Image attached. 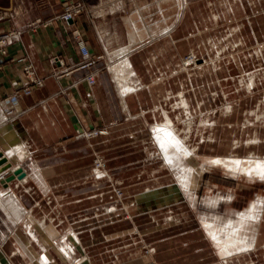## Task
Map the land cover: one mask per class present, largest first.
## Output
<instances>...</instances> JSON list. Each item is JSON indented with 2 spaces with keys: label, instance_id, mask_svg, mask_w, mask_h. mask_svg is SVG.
I'll use <instances>...</instances> for the list:
<instances>
[{
  "label": "rangeland",
  "instance_id": "rangeland-1",
  "mask_svg": "<svg viewBox=\"0 0 264 264\" xmlns=\"http://www.w3.org/2000/svg\"><path fill=\"white\" fill-rule=\"evenodd\" d=\"M89 1L72 2L70 6L64 8L58 18L63 21L66 11L79 5L81 8L77 11L76 17L81 15L90 10L87 7ZM142 1L144 3L141 4V8L132 9L133 18H138L139 33H143L140 35L149 37L151 33L150 35L158 38L157 34L172 28V22L179 13L181 21L175 33L179 37L176 39L177 45L167 42L170 40L168 36L156 40L149 38L138 43L133 54L134 62L138 69L141 68L140 74L147 86L143 91L142 102L134 100L132 116L130 118L126 116V120L123 119L124 117L116 118L117 124L110 132L100 126L82 133L89 138L100 137L99 151L93 150L95 158L92 171L96 170L95 166L98 165L100 158L104 164L106 163L103 166L111 174L112 181L106 178L97 180L92 174L87 179L57 181L53 186L59 190L52 195V204L45 206L47 211L43 208L35 210L36 217L41 220L47 214L57 220L61 217L63 222L60 225L52 220L58 233L64 235L73 230L80 235L81 247L76 248L74 253V246L70 244L72 256L66 260V263L51 249V254L56 259L55 264L84 262V257H89L93 264H136L133 258H126V255L129 256L130 253L140 249L144 253L136 258L138 264L143 263L139 260H146V264H217L220 261L216 254L217 249L211 238L208 239L201 225V219L203 217L216 219V215L235 218L241 211L248 210L259 198H264L263 179L256 176L247 177L240 172L239 176L234 175L225 166L215 163L206 164L201 158L204 155L217 157L228 154L233 150L231 144L236 137L246 139L249 135L256 136L257 133L259 135L264 127L262 120L256 121L252 118V115H258L257 113L264 115V0H188L187 4V0ZM108 2L109 7L96 10L107 12L110 6L119 4V0H108ZM252 2L256 4L252 5ZM184 5H186L185 9ZM123 14L125 13L122 7L111 12L110 15L116 17L117 22H112L111 18L107 20L106 28L111 29L110 35L118 33L114 35L117 37L122 36L123 32L127 33L128 24L119 17ZM74 18L75 16L72 19ZM40 22L38 20L34 25ZM166 24L168 29L161 30ZM137 26L134 22L136 31ZM157 29L159 31L154 33ZM15 32L0 33V37L13 38L7 45L0 44L1 48L7 49L13 41H18ZM71 32L83 60L77 65L60 70L56 65H64V61L60 56H54L52 58L56 57L57 61L52 64L57 71L54 73L53 70L52 75L61 77L75 70L96 66V69L102 73L103 115H127L116 96L113 86L116 84L112 72L115 73L113 68L121 61L116 49L129 44L130 40L109 48L111 54L100 52L102 50L96 45L97 49L93 54L82 31L76 28ZM79 38L87 44L91 59L89 65L83 63L85 55L78 44ZM145 42L147 43L145 46H140ZM7 55L8 50L6 53L4 51L3 58L0 57V64ZM20 60L28 61L26 56ZM214 61L217 65H213ZM196 64L198 66L203 64V67L198 68ZM29 66L32 72L28 70ZM29 66L23 70L32 85L20 88L18 90L20 94H29L33 86L39 87L43 84L33 65ZM96 72L98 71L93 69L85 75L89 84H91L90 77L94 79L93 84H96L97 80L94 76ZM30 75L33 77L30 78ZM251 76L255 77V84L251 90H247L246 86ZM108 83L111 90L106 86ZM116 89L118 90L117 87ZM178 90L181 93L180 97L185 98L191 115H197V119L200 115L221 117L213 130L208 129L205 132V135L216 136L217 143L212 146H206L205 143L199 150L200 157H194L193 162L191 161L200 169L198 176L201 175L199 178L196 177L199 183L194 190L195 205L191 203L192 199L189 196H187L189 200L187 197H182L168 206H163V209L159 206L150 209L148 206H134L129 203L132 218H127L129 215L123 205L124 202L133 201L146 188L166 186L176 180L170 170L160 165L158 152L154 153L152 126L159 119L158 115L155 116V106L164 104L166 108H170V113L175 114L172 103L176 102ZM169 92L172 93L168 95ZM230 106H233V111L227 110ZM142 108L145 109L144 114L140 113ZM180 115L186 114L180 111ZM245 115H249L255 124L244 126L239 123L244 120ZM196 142L197 135H194L191 143ZM251 148L255 155L262 154L261 156L264 157V142L261 141L250 147L241 146L234 151L241 158H246L245 155L249 156ZM202 163L206 165L203 172ZM93 193H96L95 196L98 198L87 203L85 196ZM216 195L221 197L218 204H210V198ZM30 200L27 202L30 203ZM72 200L83 201L78 205L73 202L69 207H65V211L60 209L59 202ZM113 206L116 207L114 210H112ZM165 209H170L167 214ZM171 213L174 219L166 221L164 216ZM172 215L168 217H173ZM125 219L130 220L126 225L116 223ZM261 225V232L264 234V219ZM187 231L190 233L185 234ZM258 238L262 242L264 235L261 237L258 235ZM153 247H155L154 251H152ZM82 254L86 256L82 257ZM255 257L257 259L254 260L255 263L258 260L263 262V255L258 254Z\"/></svg>",
  "mask_w": 264,
  "mask_h": 264
},
{
  "label": "crops",
  "instance_id": "crops-1",
  "mask_svg": "<svg viewBox=\"0 0 264 264\" xmlns=\"http://www.w3.org/2000/svg\"><path fill=\"white\" fill-rule=\"evenodd\" d=\"M74 1L87 0H0V33L7 31L19 32L18 41H13L8 45V55L4 57V61L0 64V150L11 165L0 174L4 173L3 175L7 177L16 170L20 169L21 171L8 185L2 183L3 180L0 181V264H55L56 259L51 254V249L66 263V260L72 256L71 245L74 246V253H76V248L81 247V238L77 232L72 230L73 233H70V236L69 233L62 235L56 231L54 224H62L61 217L57 220L47 214L41 220L36 217L35 210L43 208L45 211V206L52 204L51 197L59 190V188L53 186L57 184V181L87 179L91 174L97 180H105L106 178V180L112 181V176L108 173V170L104 169L103 177H99L94 169L92 171L95 158L94 151L100 149V137L89 138L82 133L100 126L105 127L110 132L117 124L116 118L124 117L123 119L126 120L132 116L134 100L142 102L146 85L140 74L141 68H137L133 55L137 49H135V46L138 43L149 38L156 40L159 37L168 36L170 40L167 42H170L171 45L173 43L175 46L177 45L176 39L178 36L175 33L181 21L179 13L175 18L176 22H172L171 30H168V33L162 32V35L159 34L156 38L154 35L151 37L142 36L143 33L140 35L139 31L134 28V22L137 24L138 18H133L132 9L141 8V4L144 3L142 0H119V4L113 7L110 6L107 12L106 10L98 12L96 9L109 7L108 0H88L87 7L90 10L75 17L69 23L64 20L63 22L58 18V15ZM187 2L188 0L186 4ZM121 7L125 14L119 17L123 18L124 23L128 24L127 33L123 32L122 36L114 37L118 33L110 35L111 29L106 28V24L109 18L112 19V22H117V18L110 14ZM183 7L185 9L186 5ZM229 7L232 6L229 5ZM38 20L41 22L34 25ZM65 23L70 25L67 26ZM76 28L82 31L83 37L93 54L96 52V45L102 50L100 52L111 54L112 51H109V48L130 40L129 44L122 45L118 49L121 52V49L132 46L133 49L131 48L129 57L133 60L132 68L136 71L134 84L139 89L122 95L119 89L120 85L113 72L112 77L116 86L113 85V81L110 79L116 90L119 103L122 105L123 111L127 112V115H103L101 106L103 103L102 73L96 69V66L75 70L61 77L52 75L53 70H55L54 73L57 71L54 69L55 65L52 64L57 61L56 57L52 58L54 56H60L64 61V65H56L60 70L77 65L83 60L71 32ZM146 44L145 42L140 46L143 47ZM122 55L118 57L121 58ZM2 56L3 54L0 52V57ZM25 56L28 61L22 62L20 59ZM27 65H33L39 80L43 84L39 87L33 86L29 94H20L18 93L20 88L25 85H32L23 70ZM213 65H217L216 61L213 62ZM201 66L203 64L199 65L198 68ZM93 69L98 71L94 74L97 82L96 84H89L85 79V75ZM109 84H106L108 88H110ZM171 93L169 92L168 95ZM112 94L114 95V93ZM180 94L178 90L176 102L172 103L175 114L170 113V108H166L164 104L155 106V116L158 115L159 119L152 126V140L159 157L161 156V145L155 137L154 128L157 124L163 122L166 111L177 118L176 122H179L178 117L184 118L185 115H179V110L176 107L179 106L178 101L183 98L180 97ZM140 113L144 114L145 109L142 108ZM257 114L259 115V113ZM214 118H217V125L221 117L216 115ZM252 118L258 120L257 115H252ZM261 120L264 125V119ZM240 122L245 126L248 123V125L255 124L249 115H245L244 120ZM202 141L203 139L199 140L200 144H202ZM205 143L206 146H212L217 143V137L205 140L202 147ZM7 147L11 148L12 154H9ZM202 157H206V155ZM169 166L170 168L167 166V169L172 172L177 181L174 169L170 164ZM146 190L147 188L142 192ZM95 194H87L84 199L87 203L93 202L98 198ZM187 198L189 200V197ZM28 200H30V203L27 202ZM82 201L59 202L58 205L60 209L65 211V207H69L73 202L78 205ZM191 203L195 205L193 199ZM115 208L113 206L112 210ZM127 212L129 215L127 218H132L130 211L127 210ZM164 219L171 221L174 216L170 218L164 216ZM202 219V227L208 235ZM52 220L56 222L54 223ZM129 221V219H125L124 221H116V223L126 225ZM261 227L262 225L258 228L259 237L264 235L261 232ZM189 233V231L185 232V234ZM72 235L73 238H71ZM208 239H210L209 235ZM212 243L217 248L213 240ZM61 248L68 252V256L62 252ZM154 250L155 247L152 251ZM141 253H144L142 249L130 253L129 256L126 255V258H133L138 264L136 258ZM46 254L50 259L44 261L47 257ZM216 254L220 259L219 262H221L222 258L218 248ZM83 255L86 256V254H82V257H84ZM239 255V253L235 254L233 258H238ZM84 258V261L93 264L89 257ZM247 258L257 260L255 254L247 256ZM238 260L241 261L242 258ZM139 261L146 264V260Z\"/></svg>",
  "mask_w": 264,
  "mask_h": 264
},
{
  "label": "bare ground",
  "instance_id": "bare-ground-1",
  "mask_svg": "<svg viewBox=\"0 0 264 264\" xmlns=\"http://www.w3.org/2000/svg\"><path fill=\"white\" fill-rule=\"evenodd\" d=\"M252 4L255 5L256 2H252ZM74 16L76 17V15ZM71 20L73 19H68L64 21L69 23ZM166 28L168 29V24L162 27L161 30L165 31ZM137 29L138 31H140L138 26ZM158 31L159 30L157 29L154 33H157ZM150 34L149 36H152ZM15 35L17 37L19 36L17 32H15ZM160 35H162V33ZM10 39L13 38L12 37L8 39L5 38L2 44L7 45ZM80 41H82L83 44H86L82 38H80ZM130 49L131 48L127 47L125 49H122L121 52H117L118 56L122 54L124 55L121 56V61L119 62V65H115L113 68L115 70L114 76L118 84L120 85L119 89L122 95L128 94L133 91H137L139 89V88L137 89L136 85H134L135 83L134 76L136 75V71L132 68L133 60L131 59V57H129L131 51ZM6 50H7L6 48L0 47V52L2 54L4 53V51L6 53ZM84 59L85 60L83 61V63L91 61L90 57L89 59H87L86 57ZM28 66L29 65H27L26 67ZM202 67L203 66H201L200 68ZM31 76L33 77V75H30V78ZM249 79L250 81H248V85L246 86L247 90H251L255 84L254 76H251ZM89 82L93 84L94 79L90 77ZM178 105L179 106L175 105L179 110L178 113L182 111L184 114H186L184 118L181 116L178 117L180 123L176 122L177 118L171 116L169 112L166 111L163 122H161V124H157L156 127L154 128L155 137L158 139L161 145V151H160L161 156L159 157L160 165L164 168H167V166L170 168L169 166L170 164L171 167L174 169L177 181L175 180V182L173 183L171 182L166 186L149 187L147 188L146 191L142 192L139 196L135 197L133 201L124 202L126 209L129 210L131 214L132 211L130 209L129 203H131L134 206L135 205L138 206L142 205L145 207L148 206L151 209V207L159 206L162 208L163 206H168L170 203L174 201H178L182 197H186L187 194L189 197H191V199L195 200L194 190L196 189L197 183H199V181L196 180V177L200 173L199 172L200 169L191 162V159L197 156L200 157L199 150L201 149L203 142H205V140L209 138L212 139L215 138L213 134L205 135V132L208 129H212V130L214 129L217 123V118H213L212 115H200V117H198L197 119L196 117L197 115H191V111L188 107V104L186 100H183V98H181L178 101ZM227 110L233 111V106L228 107ZM225 116H230V115H225ZM257 119L258 120L264 119V115H257ZM262 132L259 135L257 133L256 136L249 135L246 139L236 137L231 144L233 145V150H231V152L228 154L221 156L217 155V157H201V158L203 159V161L205 160L204 163L206 164L215 163L221 166L222 165L225 166L227 170L230 169L234 173V175H238L240 172L246 174L247 177L256 176L257 178L264 180V157L261 156L262 154L255 155V152L252 151L251 148L248 153L249 156L245 155L246 158H244L243 156H242L243 158H241V156L238 155L236 151H234V149H238L239 147L244 145H248V147H250L252 144H256L257 141L259 142L261 141V143L264 142V127L262 129ZM194 135H197L198 141L196 143H191ZM201 139H203V141L201 142L202 144H200L199 142V140L201 141ZM244 140L246 143L244 142ZM7 151L9 152V154H12L11 148L7 147ZM156 151L157 150L155 149L154 152ZM103 165L105 164L103 163L102 159L98 158V165L95 166L96 169L95 171L97 172V174H99V177H103L102 176L104 171ZM201 169L203 172V170L206 169V165L202 163ZM231 171H229V173H231ZM2 172L4 171H1L0 173ZM199 177H201V175L198 176V178ZM5 179L6 177L4 175L0 176V181L1 180L4 181ZM219 197L220 196L217 195L216 197L213 198L211 197L209 203L214 205L218 204L217 202L220 200ZM263 208H264V198L261 197L255 203H253L248 210L241 211V213L239 212L240 214L235 218L232 217L225 218L219 215H216V219H209L203 217L202 222L204 227L206 228L209 237L211 238V240H213L217 248L220 250L222 261L217 264H230V263L231 264H260V263L264 264V239L262 240V242H260L258 238V228L264 219ZM169 210L165 209L166 211L165 214H167ZM169 215H172V213ZM70 233L73 232L71 231ZM71 238H73V235ZM62 251L66 255H68V252L66 250L65 251L62 250ZM238 253L240 254L239 256H237L238 258H233V256ZM253 254L263 255V262H259L258 260V262L255 263L252 258H247V256H252ZM46 256L47 257L46 259H44V261L50 259L48 254H46ZM239 258H242V260L239 261L238 260ZM74 264H89V263L87 261L84 262L75 261Z\"/></svg>",
  "mask_w": 264,
  "mask_h": 264
},
{
  "label": "built area",
  "instance_id": "built-area-1",
  "mask_svg": "<svg viewBox=\"0 0 264 264\" xmlns=\"http://www.w3.org/2000/svg\"><path fill=\"white\" fill-rule=\"evenodd\" d=\"M79 8H81L80 5L77 6V7L74 6V8H70V9H68V10L66 11V13L63 15V18H62V19H64V20L72 19V18L74 17V15H76V13H77V11L79 10ZM5 38H6L5 36H1V37H0V44H2V42L4 41ZM78 44H79V46H81V49H82V51H83L85 57H86L87 59H89L90 55H89V53H88L89 51H88V47H87V45H86V44H83L82 41H80V38H79V40H78ZM88 56H89V57H88ZM90 63H91V61L86 62V63H84V64L89 65ZM29 70H30V66H29ZM30 72H32V71L30 70ZM30 74H31V73H30Z\"/></svg>",
  "mask_w": 264,
  "mask_h": 264
},
{
  "label": "water",
  "instance_id": "water-1",
  "mask_svg": "<svg viewBox=\"0 0 264 264\" xmlns=\"http://www.w3.org/2000/svg\"><path fill=\"white\" fill-rule=\"evenodd\" d=\"M9 167H11L10 163H8V160L4 153L0 150V172L1 171H6ZM20 169L14 171L12 174L8 175L2 183L5 185H8L9 182L13 181L15 179L16 175H19Z\"/></svg>",
  "mask_w": 264,
  "mask_h": 264
}]
</instances>
